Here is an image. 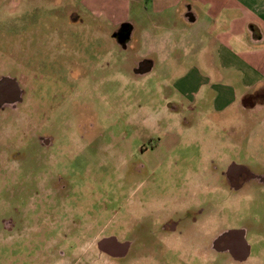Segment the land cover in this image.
Returning a JSON list of instances; mask_svg holds the SVG:
<instances>
[{
  "label": "rangeland",
  "instance_id": "obj_1",
  "mask_svg": "<svg viewBox=\"0 0 264 264\" xmlns=\"http://www.w3.org/2000/svg\"><path fill=\"white\" fill-rule=\"evenodd\" d=\"M169 12L174 20L179 17L175 9ZM154 15L158 14L148 13L145 2L132 5L127 22L133 21L140 29V35H136L130 23L134 37L131 43L137 50L140 46L148 52L147 39L153 37L148 33L165 30L153 27L157 20L152 18ZM182 25V20H177L164 36H154L155 47L165 44L166 49H171L186 32L177 31ZM117 28L118 23L105 13L97 15L86 9L83 0H0V71L18 80L25 76L26 65L27 70H32L26 75V83L34 85L38 63V71L44 76L41 82L38 80L37 90L35 85L28 88L24 101L8 105L14 110H0V264H264V185L261 181H232L221 175L212 182V188L204 180L207 178H197L200 188L193 186L192 191L202 204L192 207L202 211L203 217L213 215L210 202L219 208V238L229 237L238 229L246 231L250 253L244 261H236L230 249L220 244L216 259L204 255L203 259L169 261L157 255L132 258V247L126 258H114L98 246L101 239L109 236L120 241H130L135 234L145 236L147 230H133L131 221H144L142 226L147 227L148 214L158 218L164 199L177 206L179 190L185 184L189 189L195 180L188 176L201 172L203 165L213 160L209 158L213 152L214 159L222 163L227 161L226 152L232 161H244L253 170H261L253 157L259 155V150L262 153L256 144L259 150L250 151V158L244 149L222 147L219 143L217 149L211 145L212 140L225 138L224 129H214L207 122L192 124L190 118L199 121V117L189 110L182 112L174 102L181 94L175 85L176 77L170 74L164 78L171 68H161L165 75H154L148 59L149 63L141 68L138 63L146 57L138 59L134 49L125 51L119 47L121 43L113 36ZM65 34L70 35L69 44L80 48L73 64L68 62L69 53L58 47L62 41L64 44ZM103 45L105 61L100 68L96 62ZM60 54L66 55L62 57L69 64L64 69L66 79L60 78L56 85L53 73L64 68L57 62ZM84 63L95 68L86 77L81 76L80 65ZM10 86L15 89L13 84ZM39 89L41 103L44 100L47 104L43 115L46 138L53 140V146L59 144L74 161L70 167L73 187L79 186L78 178L89 187L88 194L74 197L75 204L93 208L100 203L102 216L91 212L78 217L84 222L77 223V212L70 206L72 194L55 198L48 185L36 193L23 184L33 180L31 172L40 168L36 156L46 155V147L36 141ZM186 120L191 122L189 126ZM239 144L247 146L249 142L242 139ZM54 152L48 150L49 155L54 156ZM14 155H27L29 160L20 162ZM48 178L45 174L41 180L46 182ZM56 203L57 212L52 210ZM18 209L21 220L17 219L14 228L7 231L3 219L10 211L17 217Z\"/></svg>",
  "mask_w": 264,
  "mask_h": 264
},
{
  "label": "crops",
  "instance_id": "obj_2",
  "mask_svg": "<svg viewBox=\"0 0 264 264\" xmlns=\"http://www.w3.org/2000/svg\"><path fill=\"white\" fill-rule=\"evenodd\" d=\"M136 2H145L148 13L158 14L152 17L157 19L153 27L165 29L149 35L164 36L177 20L183 23L177 31L186 32L171 49L165 44L155 47L150 37L148 52L134 46L135 56L146 57L154 75H160L161 68H171L167 75L163 72L164 78L176 77L181 94L173 101L182 112L189 110L199 117V121L190 118L192 124L207 122L214 129H224L225 138L212 140L211 145L244 149L248 158L253 149H262L253 157L261 164L256 171L264 172V0H83L86 9L105 13L119 28L132 22L133 31L140 35L138 25L127 22ZM172 9L179 13L175 20L169 12ZM242 139L249 145H240ZM210 156L216 157L214 152ZM224 156L227 161L232 159L226 152Z\"/></svg>",
  "mask_w": 264,
  "mask_h": 264
},
{
  "label": "flooded vegetation",
  "instance_id": "obj_3",
  "mask_svg": "<svg viewBox=\"0 0 264 264\" xmlns=\"http://www.w3.org/2000/svg\"><path fill=\"white\" fill-rule=\"evenodd\" d=\"M130 23L123 24L119 29L115 30L113 33V36L121 43L119 47H124L125 49L133 48L135 44L131 43V40L133 37L131 36V25ZM128 27L126 28V26ZM28 33V32H27ZM26 33V34H27ZM40 35L36 37L37 41L40 42ZM69 34H65V36H62L64 39V44L62 41V46L58 44V47H63V50L68 52V62L74 63L75 56L78 55V52H80V48H78L74 44H69ZM61 37V36H60ZM132 37V38H131ZM68 40V41H67ZM101 46H99L100 48ZM100 48V53H98V60L96 62V66L102 68V63L105 61V48L106 46L103 45ZM98 48V49H99ZM82 51V50H81ZM83 52V51H82ZM66 56L64 54H60L58 57L57 62H61L64 68H62L60 71H56L53 73L54 79L53 81L56 83V81H59L60 78L66 79L65 73L66 71L64 69L67 68V64H69L64 57ZM65 60H63L62 58ZM84 58V56H83ZM138 61V60H136ZM139 61L138 64H140V67L142 68L144 65H146L147 60H142V63ZM67 63V64H66ZM137 66L133 63V66ZM83 69V72L81 70V76L86 77L85 74L90 73L91 71H94L95 68H88L87 64H81L80 65ZM36 71L33 75L34 85H31L26 83L27 77L29 71H32L30 68L27 70V66L24 65V74L25 76L19 77L18 80L14 79V77L8 75L7 73H4L3 71H0V110L6 111V110H14L15 107H11L8 105H13L12 103H15L16 101H24L26 98V95L28 93V88L33 87L35 90H37L36 84H38V80L40 82L42 81V78L44 76H41V70H39V64L35 66ZM89 71V72H88ZM72 77L74 76L72 71ZM36 78V81H35ZM85 81V80H84ZM10 84H13L15 89L12 90V87ZM57 85V83H56ZM16 86L18 88H16ZM58 90V89H57ZM38 95V99L41 96V91ZM57 94V91L55 92ZM53 93V95L55 96ZM52 97V95H50ZM37 99V100H38ZM36 103V102H35ZM37 106V116H38V124H37V140L40 141L41 144H43L46 147V150L44 151L46 155H40L36 156V158L39 160V170H35L34 172H31L34 175V179L30 182H23V184H27V186L30 187V189H34V192L40 193L41 186L46 187L49 186L50 192L54 197L61 196H73L72 197V204H70L71 208H74L76 210L75 216L82 217L85 214L90 215L91 212L97 214L99 216H102V206L100 203L96 204L91 208H87L85 204L81 203L80 205L75 204V196H78L80 194H88L89 193V187L87 184H85L84 179L78 178L79 186L77 188L73 187L74 181L73 178H71V169L74 161H70L69 157L65 155L64 149L59 148V144L57 146L51 145L52 139H47L46 135L44 134V123H43V115L46 110L47 104H44V100L41 103V99L38 100V103H36ZM60 108L57 110L59 111ZM55 110V112H58ZM61 144V143H60ZM43 146V147H44ZM43 147L41 148V153L43 152ZM155 149V148H154ZM48 150L55 151L54 156L49 155ZM18 152V151H17ZM21 151H19L20 153ZM17 155H14V159H18L20 162L22 160H29L26 157L27 155H21L19 157H16ZM55 158V161L53 159ZM182 158V157H180ZM212 158L213 160L209 159ZM208 159V163L204 164L202 167L201 172L196 171L195 174L188 176L190 179H195L191 185V187L188 189L186 187V184L184 187L179 190V193L177 195L179 204L175 206L174 204H170L166 199L163 201V205L161 206L160 216L158 218H154L153 215L148 214V217L146 219L147 227L142 226L144 225V221L141 220H133L132 223V229L133 230H139L140 229H146L147 234L145 236H142L141 234L139 236L133 235L130 241H121L123 243H127L128 250L121 252L120 255H112L105 251V253L110 254L111 256H114V258L123 259L126 258L129 255V249L132 247L131 256L132 258H139V257H147L151 258L152 255H157L158 259L169 261L175 260V259H181V258H201L204 255L209 256L212 259H216L218 252V246L220 244V247L222 248H229L231 256L236 261H244L249 255V247L246 240V231L244 229H238L235 231L231 236L229 237H221L219 238V224L222 222L220 219L217 218V212L219 211V208L214 206L212 202L208 204V207L210 209H213V215L207 214L205 217L202 215V211H199L198 209H194L192 206H199L202 204V200L199 201L196 198L195 192H193V186L199 187L201 185V182L197 179L199 177H204L208 183H211L208 185V187L212 188L214 187L212 182H216L218 177L225 176L226 178L231 179L232 181H243V183H250L261 181L260 184L264 185V172H258L256 170H253L249 164L243 163L242 161L235 162L229 160V161H221L215 160L214 156H210ZM224 164V165H222ZM220 165L223 166L220 170ZM23 174L27 172H22ZM51 173V174H50ZM49 175V178L46 182H43L41 179L43 178V175ZM221 175V176H219ZM29 183V185H28ZM258 183V182H257ZM181 187V186H180ZM17 187H14V189ZM200 188V187H199ZM8 192L10 193L11 188H7ZM223 190V189H221ZM215 191L219 192V188H215ZM189 192V193H188ZM193 192V193H192ZM189 195H188V194ZM169 198V197H168ZM87 200V198H85ZM177 202V203H178ZM56 204H54L53 209L55 211H58V205L56 209ZM219 205V204H218ZM192 207V208H189ZM17 217L14 215L12 216L11 211L7 213L6 217H4V228L7 231H11L12 228H14L15 223L18 220H21V217L19 216L20 210L18 209ZM12 217V219H9V217ZM104 217V216H103ZM9 219V221H8ZM74 222V220H72ZM76 221H79L77 223H83V221H80V218L76 219ZM12 224V225H10ZM156 224V225H154ZM120 241V240H119ZM99 246V242H98ZM100 247V246H99ZM104 251V250H103ZM51 253H55V249L51 248ZM209 259V258H208Z\"/></svg>",
  "mask_w": 264,
  "mask_h": 264
},
{
  "label": "water",
  "instance_id": "obj_4",
  "mask_svg": "<svg viewBox=\"0 0 264 264\" xmlns=\"http://www.w3.org/2000/svg\"><path fill=\"white\" fill-rule=\"evenodd\" d=\"M128 25L126 26V28ZM99 246L102 250L116 256L120 255V251H126L127 243H123L115 236H109L99 241Z\"/></svg>",
  "mask_w": 264,
  "mask_h": 264
}]
</instances>
